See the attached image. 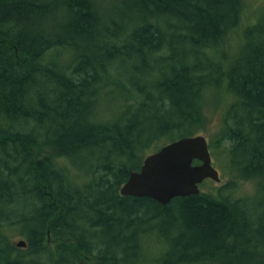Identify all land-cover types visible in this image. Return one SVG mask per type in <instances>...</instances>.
I'll return each instance as SVG.
<instances>
[{
  "label": "trees",
  "instance_id": "1",
  "mask_svg": "<svg viewBox=\"0 0 264 264\" xmlns=\"http://www.w3.org/2000/svg\"><path fill=\"white\" fill-rule=\"evenodd\" d=\"M247 9L0 0V264H264V10ZM208 92L214 156L254 193L122 196L150 150L206 128Z\"/></svg>",
  "mask_w": 264,
  "mask_h": 264
},
{
  "label": "water",
  "instance_id": "2",
  "mask_svg": "<svg viewBox=\"0 0 264 264\" xmlns=\"http://www.w3.org/2000/svg\"><path fill=\"white\" fill-rule=\"evenodd\" d=\"M208 179L222 182L213 165L208 139L204 135L188 136L148 155L141 169L131 172L120 193L122 196L149 197L168 205L175 198L199 194L200 185ZM16 245L25 248L27 243L22 240Z\"/></svg>",
  "mask_w": 264,
  "mask_h": 264
},
{
  "label": "rangeland",
  "instance_id": "3",
  "mask_svg": "<svg viewBox=\"0 0 264 264\" xmlns=\"http://www.w3.org/2000/svg\"><path fill=\"white\" fill-rule=\"evenodd\" d=\"M246 1H247V5H248L247 11L251 16H253V14H257V16H260L262 14L264 7H261V5L263 4L264 0H246ZM250 21H251L250 17H248V18L245 17L244 23L242 25L245 27V25L249 24ZM217 99H218L217 95L212 93V92H210V93L208 92L206 94V104L204 106V111H205V116H207V118H208V121L206 123V128L202 131H199L198 134H196V135H204L208 139L209 149H210L212 159H213V165L219 171L222 182L216 183L213 180H209V181L206 180L200 186V188H201V191L204 193L205 192H207V193L214 192L215 194H218V193L219 194L224 193L226 195L228 194V195H230L229 197L231 199L247 197V196L252 195L254 193L255 183L252 181H246V180H243V181L240 180L238 182L235 181L233 176L227 175V170L225 168H223L222 165L220 166V164H218L217 158L214 156L215 154L217 155V149L214 150L212 143H216L215 139L217 138V136L220 132V129L222 127V115H221L222 106L221 105H223V104L219 103V102H218L219 104H217L216 103ZM98 110L99 111H98L97 118L99 120L104 121L110 115V108H107V105L103 106V103L101 106L98 107ZM196 135H194V136H196ZM178 137H179V135H176L174 139H177ZM172 140L173 139L167 140V142H161L159 145H157L158 146L157 149L153 148L152 150H150L151 152L149 153V155L157 152L158 150H160L163 146L167 145L168 143H171L170 141H172ZM58 163L67 167L68 169L70 168L75 174V170L73 169L71 162L68 159L58 160ZM79 165H81V166H79ZM85 165H86V167H85ZM89 165H90L89 160L86 162L77 161V163H75V166L83 167V169H86V170H89L88 169ZM92 165H93V162H92ZM230 181L234 182L235 185L229 186V187L223 189L222 191H219L220 188L226 187L227 183ZM11 236H12L11 241L13 243H16V244L22 240L27 241L23 235L19 234V232H14L11 234Z\"/></svg>",
  "mask_w": 264,
  "mask_h": 264
},
{
  "label": "bare ground",
  "instance_id": "4",
  "mask_svg": "<svg viewBox=\"0 0 264 264\" xmlns=\"http://www.w3.org/2000/svg\"><path fill=\"white\" fill-rule=\"evenodd\" d=\"M72 160H74V159H72ZM81 160V159H80ZM77 163V162H76ZM75 164V163H74ZM78 165V164H77ZM79 166H81V165H79ZM75 167V166H74ZM85 167H86V165H85ZM59 168V167H58ZM80 168H83V167H80ZM79 168V169H80ZM93 168V167H92ZM59 169H61V168H59ZM90 170H92V169H90ZM64 171H65V169H64ZM82 171V170H81ZM81 171H79V172H81ZM84 171V170H83ZM87 171V170H86ZM83 173V172H82ZM85 175V174H84ZM86 179V178H85ZM84 182V181H83ZM84 185V184H83ZM75 186V185H74ZM82 187V186H81ZM74 188V187H73ZM75 188H76V186H75ZM125 197V196H124Z\"/></svg>",
  "mask_w": 264,
  "mask_h": 264
}]
</instances>
